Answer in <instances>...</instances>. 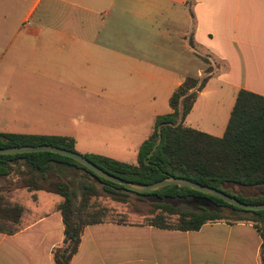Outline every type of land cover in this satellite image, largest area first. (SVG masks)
<instances>
[{
  "label": "crops",
  "instance_id": "obj_1",
  "mask_svg": "<svg viewBox=\"0 0 264 264\" xmlns=\"http://www.w3.org/2000/svg\"><path fill=\"white\" fill-rule=\"evenodd\" d=\"M208 69L184 126L221 138L241 90L264 96V0H0V118L44 94L48 111L76 105L74 117L104 127L81 135L108 136L97 149L72 137L82 155L137 164L121 158H138L172 94ZM17 190L26 213L20 231L0 233V264H53L63 198ZM261 244L245 222L178 231L107 221L84 229L70 264H260Z\"/></svg>",
  "mask_w": 264,
  "mask_h": 264
},
{
  "label": "trees",
  "instance_id": "obj_2",
  "mask_svg": "<svg viewBox=\"0 0 264 264\" xmlns=\"http://www.w3.org/2000/svg\"><path fill=\"white\" fill-rule=\"evenodd\" d=\"M212 72L208 69L202 78L185 79L172 94L169 101L172 113L156 118L153 133L140 146L137 164L95 154L83 156L109 174L130 182L147 185L167 177L184 178L247 204H264V96L241 90L221 138L184 126ZM42 145L77 152L72 137L0 133V148ZM90 177L114 200L122 201L123 192L142 200L154 197L153 206L158 212L145 224L156 228L197 231L206 223H250L262 240L259 262L264 264V211L242 210L218 197L180 186L136 193L95 175L71 158L51 152L0 155L1 184L7 187L9 180L14 179L17 189L44 190L63 198L58 209L62 214L64 238L52 250L53 264H70L78 252L84 229L107 222L108 209L93 202L98 191ZM227 185L247 190L249 194L257 190L258 194L232 195L224 190ZM7 198V194L0 193V233L13 235L20 231L26 209L11 204ZM175 200L197 205V209L175 206L171 203Z\"/></svg>",
  "mask_w": 264,
  "mask_h": 264
},
{
  "label": "rangeland",
  "instance_id": "obj_3",
  "mask_svg": "<svg viewBox=\"0 0 264 264\" xmlns=\"http://www.w3.org/2000/svg\"><path fill=\"white\" fill-rule=\"evenodd\" d=\"M48 96L46 94L42 95V97H37L34 103L30 102V104H22L20 108L16 109V111L10 113L8 117L0 118V132L2 133H19V134H39L42 133L44 135H63V136H71L75 137L78 141L79 145H86L91 149H97V147H103L108 145V141L106 138L108 136L103 135L102 132H96L93 136H88L89 134H82L84 129L88 127L92 129H103L102 120H94L88 117L84 121L79 120L80 118L74 117L76 114L75 106H71L68 110H63V103L57 104L61 106L62 113H54L48 111L47 108H55L53 103H47ZM99 121V122H98ZM91 122V123H90ZM79 126V127H78ZM110 131V130H108ZM40 135V134H39ZM114 145L112 147L121 148L123 145L121 143L112 142ZM135 144V143H134ZM130 145V143H127ZM132 145V144H131ZM139 147V146H137ZM134 150H131V155L125 158H121L128 163H135L137 159V153ZM91 183L96 186L98 191L97 197L93 199V202L96 205H100L106 207L108 209V217L106 221L110 222H120L123 221L125 223H146L148 219L155 213H157V209L154 208L153 203L156 201L154 197H147L143 200L138 196L123 192L124 199L122 201L114 200L108 193L103 190V186L97 181L90 177ZM3 183H0V193L7 194V199L11 204H19L16 201V192L17 190L16 183L14 179L9 180V186L2 187ZM21 189V188H18ZM224 190L227 193H231L232 195H238L239 193L242 195H246V197L252 196L253 193L258 194L257 190H253L248 193L247 190H238L232 185H227ZM80 192H78L79 195ZM42 196H49L50 198H55L56 196L51 194L43 193ZM175 206L182 207L184 209L196 210L197 205H188L182 201H171ZM24 204L33 208L34 205L31 201L26 200ZM42 207L38 210H46L50 203L47 201L45 203H41ZM171 220H175L171 217Z\"/></svg>",
  "mask_w": 264,
  "mask_h": 264
},
{
  "label": "water",
  "instance_id": "obj_4",
  "mask_svg": "<svg viewBox=\"0 0 264 264\" xmlns=\"http://www.w3.org/2000/svg\"><path fill=\"white\" fill-rule=\"evenodd\" d=\"M35 152H51L54 154H58L61 156L71 158L75 160L76 162L80 163L81 165H83L84 167L91 170L95 175L107 181L121 185L125 189L136 192V193L146 194V193L160 190V189H163L169 186H180V187L192 189V190H195V191H198V192L210 195V196L218 197L222 199L223 201H225L226 203L231 204L242 210L264 211V204H247V203L241 202L233 198L232 196L220 190L207 187V186H202V185L196 184L184 178L167 177L163 180L154 182L152 184H147V185L130 182L122 178H119L117 176H114L112 174H109L108 172L104 171L103 169L95 165L93 162L88 160L82 154H79L77 152H72L70 150L63 149V148L56 147V146L42 145V146H22V147L0 148V155H15V154L35 153Z\"/></svg>",
  "mask_w": 264,
  "mask_h": 264
}]
</instances>
